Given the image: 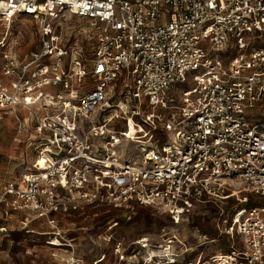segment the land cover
<instances>
[{"label": "built area", "instance_id": "built-area-1", "mask_svg": "<svg viewBox=\"0 0 264 264\" xmlns=\"http://www.w3.org/2000/svg\"><path fill=\"white\" fill-rule=\"evenodd\" d=\"M19 17L38 23L27 53ZM0 26V123L38 154L1 202L48 221L140 205L183 230L127 241L112 222V264H264V0H0Z\"/></svg>", "mask_w": 264, "mask_h": 264}, {"label": "rangeland", "instance_id": "rangeland-1", "mask_svg": "<svg viewBox=\"0 0 264 264\" xmlns=\"http://www.w3.org/2000/svg\"><path fill=\"white\" fill-rule=\"evenodd\" d=\"M67 23L80 27L81 33L88 31V24L84 20L73 18ZM10 30L17 36L22 53H27L39 44L38 23L31 18H17ZM5 31L0 26L1 36ZM84 35L81 39L85 57L89 55L91 43H87ZM76 42L78 39H72L71 49ZM85 87H94L90 78L86 79ZM21 111V118L28 122V112ZM247 112L258 114L257 109H248ZM158 135L168 140L164 134ZM34 145L35 142L28 140L23 131L19 132L16 119L6 118L0 123V196L10 182L19 181L25 174L35 173L34 164L38 154ZM251 203L257 201L252 199ZM112 222L118 223L115 238L132 241L141 236H150L154 243L158 241L161 227L171 225L169 218L158 214L153 208L140 205L123 210L86 206L65 216H53L48 221L44 217H36L34 213L11 210L7 203L0 201V264H68L73 257L74 264H112L115 261L113 241L107 239V227ZM171 227L184 235L180 226L173 224ZM205 229L214 237L212 220ZM57 230L63 232V241L74 244V249L55 247L60 244L55 238L49 243L53 232ZM227 246V240L219 238L209 244L203 253L210 255L219 247ZM189 257H193V254Z\"/></svg>", "mask_w": 264, "mask_h": 264}, {"label": "bare ground", "instance_id": "bare-ground-1", "mask_svg": "<svg viewBox=\"0 0 264 264\" xmlns=\"http://www.w3.org/2000/svg\"><path fill=\"white\" fill-rule=\"evenodd\" d=\"M39 164H40V165H44V159H43V158H40V159H39Z\"/></svg>", "mask_w": 264, "mask_h": 264}]
</instances>
